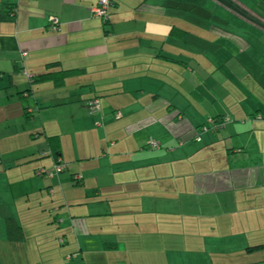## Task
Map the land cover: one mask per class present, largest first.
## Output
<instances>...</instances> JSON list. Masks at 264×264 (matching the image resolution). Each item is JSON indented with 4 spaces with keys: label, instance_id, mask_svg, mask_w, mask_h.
Instances as JSON below:
<instances>
[{
    "label": "crops",
    "instance_id": "obj_1",
    "mask_svg": "<svg viewBox=\"0 0 264 264\" xmlns=\"http://www.w3.org/2000/svg\"><path fill=\"white\" fill-rule=\"evenodd\" d=\"M5 1L0 58L10 65L9 87L24 97L23 117L39 112L30 128L22 124L19 149L36 139L31 153L42 147L49 159L26 169L49 173L29 178L25 204L2 181L0 264H176L180 236L188 264H264V118H255L264 115L263 4L113 0L105 25L92 14L97 0ZM210 13L229 15L222 24L242 28L245 39L208 28ZM44 73L63 80L29 81ZM54 105L100 121L94 143L74 148L46 127L41 111ZM56 158L68 164L60 173ZM8 218L20 240L8 239Z\"/></svg>",
    "mask_w": 264,
    "mask_h": 264
},
{
    "label": "rangeland",
    "instance_id": "obj_2",
    "mask_svg": "<svg viewBox=\"0 0 264 264\" xmlns=\"http://www.w3.org/2000/svg\"><path fill=\"white\" fill-rule=\"evenodd\" d=\"M226 1V0H225ZM229 3L232 2L233 4L240 5V6H248L254 7L256 9L257 4H263L264 0H227ZM180 4L178 6H193V5H201L206 6L208 9L213 8L215 6L218 7H225L228 6L224 0H175V4ZM261 10V15L264 16V8H260L257 11ZM229 15L225 14H217V13H210L205 16V20H202L205 25L211 26L215 31L216 30H223L224 32L231 33L241 39H245L246 35L243 34V29L235 31L232 25H223L222 22H226L230 20L228 18ZM222 25V26H221ZM210 33L211 31L208 30ZM214 32V31H213ZM231 36V35H230ZM223 37V36H219ZM214 38L213 34L208 36V39ZM7 64V65H6ZM10 65L6 62L5 59L0 58V188H4L3 182H7L9 185V190L16 194L19 202L25 204L26 195L24 193V185H26L29 181V178L32 176L34 178H41L46 177L48 173L45 175L42 173L45 170H49L48 168L41 167L34 169L30 172L29 169H26L28 166L27 164H33L36 162H40L44 159H49V157H42V147L38 148V150H34L31 153V149L34 147V141L32 140L29 143V147L26 150H21L19 146L22 145L24 147V138L22 136H18L19 133L22 131V124L26 123V128H30L29 124L32 122L33 119H39V115L37 110H35L33 114V119L27 120L23 117L22 114V106L20 101L24 100L23 95L17 94L12 87H9V74L7 72L10 71ZM21 95V97L19 96ZM32 101V99H31ZM78 104L82 105L88 112L89 110L86 107V101H78ZM25 105V101H24ZM35 106V105H34ZM71 105H54L51 107L43 108L41 111L42 122L48 128H55L56 130L63 131L62 134L64 138H69L71 141V145L75 147H79L83 145L85 142L87 144V138L92 139L93 143L96 140V135H91V129H99L97 127H102V123L97 121L92 115L90 114V118L86 116V119L83 120L81 114L73 111L71 109ZM77 107V106H76ZM90 113V112H89ZM82 121H85L87 125L80 124ZM95 124L96 126H93ZM73 125H77L76 128V136L75 134H70L71 131H67ZM79 125V126H78ZM104 125V124H103ZM60 131V132H61ZM95 131V130H94ZM100 131V130H99ZM98 132V131H97ZM16 133L17 141L11 140L12 134ZM35 135V133L33 134ZM27 141V139H26ZM84 141V142H83ZM91 144V143H90ZM14 148L15 150H12ZM73 148V149H74ZM84 148V146H81ZM47 150V149H46ZM90 151V150H89ZM88 151V152H89ZM47 152V151H46ZM92 152L97 154V150L93 145ZM36 166V165H35ZM32 173H34L32 175ZM74 182V181H73ZM28 189V188H27ZM7 191V190H5ZM178 240L177 246L178 250L176 253L178 255H174V263L176 264H188L186 258L188 257L186 254L179 251L182 247H185L184 240L180 237H177ZM192 256V254L190 255ZM195 256H198L197 254ZM202 257H206L205 254L201 255ZM197 258V257H196ZM46 263V262H45Z\"/></svg>",
    "mask_w": 264,
    "mask_h": 264
},
{
    "label": "built area",
    "instance_id": "obj_3",
    "mask_svg": "<svg viewBox=\"0 0 264 264\" xmlns=\"http://www.w3.org/2000/svg\"><path fill=\"white\" fill-rule=\"evenodd\" d=\"M110 6H111V1L110 0H97L96 5L92 8V14L94 16H96L97 18H99L102 21V23H103L104 21H106L109 18V8H110ZM48 21L50 22L51 28L57 29L58 24H59V20H58L57 17L50 16L48 18ZM87 106L92 111L98 110V102H97V100L88 101ZM117 116H119V113L117 114ZM255 118L256 119H263L264 115L256 114ZM226 121H228V118H224V117L222 119H219L218 122H216L213 119H211L208 122V124L202 125L199 128L200 133H204V132H207V131H210V130H215V129L219 128V126H221L222 123H225ZM195 139L196 140H200L199 133L196 134ZM148 145H150L151 147L159 146L158 143L153 141V140H149L148 141ZM67 167H68L67 163L62 162L61 160H58V162H55V164H54L53 172L54 173H60L63 170H65Z\"/></svg>",
    "mask_w": 264,
    "mask_h": 264
},
{
    "label": "trees",
    "instance_id": "obj_4",
    "mask_svg": "<svg viewBox=\"0 0 264 264\" xmlns=\"http://www.w3.org/2000/svg\"><path fill=\"white\" fill-rule=\"evenodd\" d=\"M111 1V6L109 8V15H110V11L112 9V7L114 6V1L113 0H110ZM7 2V0L5 1ZM6 6L9 7V10H10V13L12 15H14V6H12L11 3H6ZM56 17V16H55ZM59 20V19H58ZM105 25H108L109 23V18L103 22ZM31 79L29 80L30 82H37V81H41V80H50L52 79L54 82H57V81H62L63 80V75H59V76H55L53 75V73H44V74H41V75H38V76H33V77H30ZM26 92V90H24L22 93ZM90 101V100H89ZM88 103V101H87ZM31 111H28V108L25 107L24 108V115L27 117V118H30L31 116ZM214 121L218 122L219 119L217 118H212ZM47 140H48V145L50 146V153L51 154H55V155H58L59 151H58V147H59V144H58V140H57V137L53 136V137H47ZM56 162H58V158H56ZM6 222V228H7V237L8 239L10 240H20L22 238V231L19 227V225L17 224V222L13 219V218H8L5 220Z\"/></svg>",
    "mask_w": 264,
    "mask_h": 264
}]
</instances>
